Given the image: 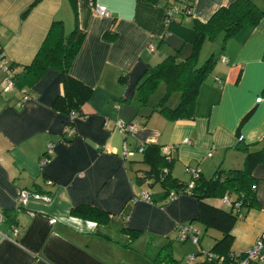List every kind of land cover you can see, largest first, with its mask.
Wrapping results in <instances>:
<instances>
[{
	"label": "crops",
	"instance_id": "0c3cea01",
	"mask_svg": "<svg viewBox=\"0 0 264 264\" xmlns=\"http://www.w3.org/2000/svg\"><path fill=\"white\" fill-rule=\"evenodd\" d=\"M165 1L93 0L108 10L100 16L90 0H76L74 9L69 0H0V54L14 73L20 75L32 62L54 20L62 21L66 34L76 21L84 37L69 74L92 88L81 114L71 119L54 108L63 89L57 69H47L37 80L25 77L18 83L24 87L3 92L0 68V212L7 215L0 222V264H154L167 242L173 258L184 262L176 245L179 225L191 222L200 229L199 242L192 243L199 247L191 253L211 248L221 236L215 229L203 247V230L193 220L196 198L180 193L162 200L158 183L138 180L148 167L136 148L141 143L170 145L172 175L187 181V166L198 167L208 178L218 167L240 168L241 147L254 151L264 144V14L223 46L221 34L202 42L197 64L211 53L218 58L199 87L194 114L168 120L154 107L165 91L163 81L145 101L138 98L146 69L171 54L177 60L188 56L194 20L207 21L235 0H190L188 14L178 11L169 18ZM252 1L264 8V0ZM108 30L114 38L104 36ZM206 47L208 55L199 64ZM161 83L163 92L153 98ZM23 90L30 95L27 100ZM179 97L173 91L165 104L174 107ZM117 122L134 128L124 134ZM70 123L72 129L65 132ZM123 141L127 156L122 155ZM50 144L51 158L40 164ZM252 175L260 205L236 219L230 246L236 252L247 250L264 230V164H257ZM20 188L50 199L21 203ZM142 192L151 200L136 198ZM221 199L206 202L228 209ZM80 205L109 216L99 222L73 215L70 210ZM12 225L19 229L14 240L2 235L10 234ZM129 230L139 233L133 237Z\"/></svg>",
	"mask_w": 264,
	"mask_h": 264
},
{
	"label": "trees",
	"instance_id": "16d2710c",
	"mask_svg": "<svg viewBox=\"0 0 264 264\" xmlns=\"http://www.w3.org/2000/svg\"><path fill=\"white\" fill-rule=\"evenodd\" d=\"M69 1L74 9L76 0ZM150 1L161 2V0ZM173 4L179 7L181 13L184 11V14L187 9L189 13L192 6L190 0H166L164 2L166 8ZM262 14H264V8H259L252 0H235L228 6L219 8L207 21L194 20L191 53L182 60H177L176 54H171L159 64L147 68L142 81L137 86L138 98L145 101L147 96L163 81L165 91L159 102L154 105L155 109L168 120L192 117L199 87L218 58V54L211 53L201 65H198L197 54L202 42L221 34L223 46L227 38L234 35L246 23L257 22ZM104 36L112 39L115 33L108 30ZM83 37L84 31L78 27L76 21L71 31L66 34L62 21L54 20L32 62L24 66L20 75L12 71L14 84L22 88L24 86H19L18 83L25 77L37 80L47 69H57L61 76L63 89L54 100V108L67 116L74 112L78 117L81 114V106L92 95V88L69 74V66L80 48ZM9 67L12 69V64ZM173 91H179L180 97L174 107H168L165 101ZM70 126L72 127L71 123ZM161 147L156 143L142 144L141 161L148 168L143 175L137 177L138 180L148 179L151 183H158L161 187L159 198L162 200L167 198L170 192L177 195L188 193L195 197L198 211L193 220L203 225L204 229L213 228L221 233V236L208 250L224 256L226 262H233V256L229 255L232 253L230 249L232 227L236 219L242 217L247 209L258 208L260 205L256 196V178L252 175V170L257 164H264V144L254 151L248 150L245 146L241 147L245 155L240 168L218 167L208 178L199 173L197 177H194V184L191 187H188L189 180L183 181L172 175L173 158L172 156L168 158L162 152ZM224 195H228L232 203L228 209L206 202L208 198H219ZM70 212L75 216L99 222L106 221L109 216L107 212L88 205L76 206ZM6 216L5 213L4 217ZM129 233L134 237L139 232L129 230ZM201 252L202 249H199L194 253L198 255ZM160 262L183 264L181 260L173 258L171 242H167L156 252L154 264Z\"/></svg>",
	"mask_w": 264,
	"mask_h": 264
},
{
	"label": "built area",
	"instance_id": "2783aa9c",
	"mask_svg": "<svg viewBox=\"0 0 264 264\" xmlns=\"http://www.w3.org/2000/svg\"><path fill=\"white\" fill-rule=\"evenodd\" d=\"M90 7L92 10L100 15V16H107L108 15V10L107 8L102 5L93 2V0H90L89 2ZM180 11L178 6H175L174 4L171 5L166 9V16L169 18L174 12ZM182 12V11H181ZM184 13V11H183ZM188 14V9L186 10V13ZM152 45L150 44V49L152 50ZM0 68L4 72V78L2 80V87L1 90L3 92H6L10 89H12L15 84H14V79H13V72L11 68L9 67V64L4 60V57L2 54H0ZM25 91V90H23ZM29 94L25 91L23 93L22 99L27 100L29 98ZM76 117V114L74 112H71L69 115V118L73 119ZM117 127L122 133H127L129 131H132L134 128V125L131 123H123V122H117ZM72 127L70 124L66 125L64 130L70 131ZM137 151L142 150V143L137 146ZM170 145H164L161 147L162 152L169 158L171 156L170 154ZM52 152V145H48L46 151L42 154L40 157V164L47 163L50 160V155ZM130 152L128 151L125 141H123L122 144V155L127 156ZM210 154V153H209ZM186 171L189 173L190 178L188 182V187L193 186L194 184V177H197L200 173V170L198 167H193V166H187ZM177 194L170 192L168 197L169 199H172L176 196ZM29 198H34V199H44V200H49L50 197L47 194H41L35 190H28L26 188H20L18 190V201L21 203L26 202ZM136 198H141L144 200H151V197L149 196L148 193L142 192L138 195H136ZM222 203L227 204L231 206V200L228 195H224L221 199ZM236 203H234L235 205ZM3 213L0 212V222L3 220ZM178 229V234L177 238L180 241H185V240H190L192 243L197 244L200 239V229L197 228L193 224H182L177 227ZM11 233H2V235L8 239L14 240V238L17 236L19 229L17 226H12L11 227ZM232 253H229V255L233 256V262H226L224 256L219 255L213 251H210L208 249H202V252L198 255L195 253L188 254L186 256V259L183 264H262L264 263V230H262L258 236L256 237L255 241L253 244L245 251L243 252H236V251H231ZM159 264H167L166 262H160Z\"/></svg>",
	"mask_w": 264,
	"mask_h": 264
},
{
	"label": "rangeland",
	"instance_id": "374dc122",
	"mask_svg": "<svg viewBox=\"0 0 264 264\" xmlns=\"http://www.w3.org/2000/svg\"><path fill=\"white\" fill-rule=\"evenodd\" d=\"M209 49H210L209 47H206L204 49V53H202V55H201V57L199 59V64L206 58V56L208 55ZM163 86H164L163 83H161L159 88L156 90L153 98L158 97L163 92ZM173 96H175V98H177L178 97V93H174ZM173 100L174 99H171V103L173 102ZM199 225L201 226V228L203 230L202 245H203V247H208L209 244L207 242L212 239L211 235L213 234L215 229H213V228L204 229L203 225H201V224H199ZM177 243L179 244V253H178V255H179V257L183 258V260L185 259L187 254L191 253V250L193 251L194 249H196V247H199L198 245H193L190 240H188L184 244H182L180 241L176 242V245H178ZM212 243H214V240H213ZM211 246H212V244H211ZM188 248H190V252H189ZM262 264H264V263H262Z\"/></svg>",
	"mask_w": 264,
	"mask_h": 264
}]
</instances>
